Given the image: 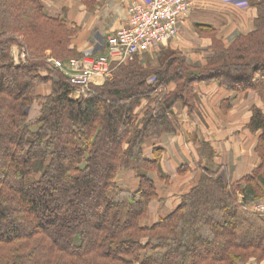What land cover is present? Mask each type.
<instances>
[{"label":"trees","instance_id":"1","mask_svg":"<svg viewBox=\"0 0 264 264\" xmlns=\"http://www.w3.org/2000/svg\"><path fill=\"white\" fill-rule=\"evenodd\" d=\"M250 3L254 28L228 47L218 44L201 69L167 50L158 66L138 59L120 65L112 79L75 98L45 54L80 57L70 56L78 53L70 48L77 27L51 16L43 0H0V264L264 261V217L249 209L264 196L259 110L252 127L263 130L261 162L251 174L227 182L205 168L173 211L143 223L157 198L150 172L167 177L155 140L177 131L176 104L192 110L202 82L245 91L264 81V0ZM15 46L26 54L19 63ZM124 170L137 174L134 188L119 183Z\"/></svg>","mask_w":264,"mask_h":264},{"label":"crops","instance_id":"2","mask_svg":"<svg viewBox=\"0 0 264 264\" xmlns=\"http://www.w3.org/2000/svg\"><path fill=\"white\" fill-rule=\"evenodd\" d=\"M134 1L43 0L51 16L63 18L69 26L77 27L70 48L80 53L88 48L102 53L107 36L125 24L128 6ZM255 16L254 9L241 10L215 1L198 2L180 24L178 38L163 45L161 50H182L187 58L192 57L204 41L192 32L195 25L245 33L253 29ZM208 45L201 50L204 54L201 58L210 55ZM259 84L238 91L216 82H202L196 85L198 99L193 112L189 114L180 106L174 107L179 123L177 131L155 140V144L163 148L160 166L167 177H160L157 171L151 173L158 196L150 203L144 224H152L173 211L181 197L200 180L205 168L215 165L221 168L219 174L224 179L236 182L259 166L261 158L257 147L263 130L252 127L254 110L264 116V81ZM40 93H48L47 86L42 87ZM145 155L153 156L152 146L146 149ZM136 180L131 187L138 184ZM252 264H256L255 261Z\"/></svg>","mask_w":264,"mask_h":264},{"label":"built area","instance_id":"3","mask_svg":"<svg viewBox=\"0 0 264 264\" xmlns=\"http://www.w3.org/2000/svg\"><path fill=\"white\" fill-rule=\"evenodd\" d=\"M202 1L242 4L237 0H136L128 6L125 24L107 36L102 53L90 49L66 61L48 56L47 63L68 78L73 86V97L87 96L85 92L90 85L98 86L112 79L118 66L149 54L176 37L182 21ZM242 7L244 4L239 8ZM25 56V53L15 55L16 63ZM155 81V77L148 79L151 84ZM251 210L264 215L263 207L252 206Z\"/></svg>","mask_w":264,"mask_h":264},{"label":"rangeland","instance_id":"4","mask_svg":"<svg viewBox=\"0 0 264 264\" xmlns=\"http://www.w3.org/2000/svg\"><path fill=\"white\" fill-rule=\"evenodd\" d=\"M83 1V0H82ZM85 1V0H84ZM237 1H240L242 4L240 5V6H243V4H244V7H242V8H239L240 6H235V5H232L233 7H235V8H239V9H241V10H250V9H253L252 7H251V3H250V0H237ZM226 20V19H225ZM66 23H68V22H66ZM68 25V24H67ZM254 26V25H253ZM254 28V27H253ZM75 31H74V35L78 32V30H77V28H75L74 29ZM233 30V29H232ZM193 33L195 32V34L197 35V37L200 39V40H204V41H201L200 42V45H199V47H197L196 48V55H199L197 58L194 56L195 54H193V56L192 57H189V58H187L186 57V55L183 53V51L182 50H176V56H179V57H181V58H183L184 59V61H186V63L188 64V65H192V66H197L198 67V69H201V67H204V66H206L208 63H209V59H210V57L211 56H214L215 55V48H216V46L218 45V44H222L223 46H229L230 44H232L237 38H238V36H240V35H242V34H246V33H248V32H245L244 33V31L243 32H240L239 30L238 31H236V32H231V31H228V30H224L223 31V28L222 29H214V28H202V27H198L197 25H195L194 26V28H193V31H192ZM250 32V31H249ZM73 35V36H74ZM178 36H179V32H178V34H177V36L176 37H174L173 39H171V40H169L167 43H169V42H171V41H173V40H175L176 38H178ZM167 43H165V44H162L160 47H158V48H156L155 50L153 49L151 52H149V54H143L142 56H139V57H137L136 59H138V60H142L141 62H143L145 65L146 64H149L150 66H158V64H159V58L160 57H162L163 55H164V53L165 52H167V50H169V49H164V50H161V48L163 47V45H166ZM209 43V45H208V49L210 50V55H208V57H200V56H204V54L202 53V51H203V48H204V46H206L207 44ZM198 48H201V49H198ZM90 49H92V48H88V49H85L83 52H78V53H73L72 55H70V56H75V55H82V54H84L86 51H88V50H90ZM19 50V48L18 47H14L13 48V53H14V55H18V56H21V54H23L24 52H19L18 51ZM92 50H94V49H92ZM202 50V51H201ZM47 52H46V54L45 55H49V56H53V58H55L54 57V54H52V51H50V50H46ZM206 51H207V49H206ZM51 52V53H50ZM80 53V54H79ZM57 57H59V56H57ZM72 58H74V57H72ZM56 59H58V58H56ZM135 59V60H136ZM60 60V59H59ZM133 62V61H132ZM152 77H155L154 75L152 76ZM106 82V81H105ZM104 82V83H105ZM156 82V81H155ZM94 87H95V85H90L87 89H86V92H85V94L86 95H88V93H90V91H92V90H94ZM176 88V84L175 85H170V91H172V89L174 90ZM156 95H154V96H156V97H159V95H160V92L158 91V92H156L155 93ZM197 99H198V95H197V97H196V102H197ZM195 102V103H196ZM146 103H147V105H145L146 107L144 108V113H145V110H146V108H147V106H148V100H146ZM176 106H180L181 107V110L183 111V110H186L187 112H189V114L191 113V112H193V110H195V108H196V106L191 110V109H189V107L187 108L186 106H184L182 103H178V104H176ZM184 112V111H183ZM39 115V106L37 105V104H35V105H33L31 108H30V110H29V116H30V119L32 120V121H34L35 119H36V117ZM140 116H142V115H140ZM211 170H213V171H215L216 172V174H219V173H221L220 172V169L221 168H217L215 165H213V166H210L209 167ZM257 168V167H256ZM151 173H154V171H151L150 172V174ZM202 174H203V171H202ZM220 175V174H219ZM128 176H131V177H128ZM136 176H137V174L136 173H134V172H132L131 170H127V171H122V173L120 174V176L118 177V180H119V183L120 184H122L123 186H125V187H130V188H134V187H131V185H135L134 183H135V180H136ZM227 182H231L230 180H228L227 178L225 179ZM137 181V180H136ZM199 182V181H198ZM197 182V183H198ZM158 196V195H157ZM242 198V197H241ZM241 198H240V200H241ZM153 200H155V199H153ZM258 207V206H260V207H263L264 208V196L262 197V198H259L258 200H256V201H253L252 203H250V205H249V209H250V211L252 212V213H254L252 210H251V207ZM254 214H256V213H254ZM257 215H260V214H257ZM147 216H148V214H147ZM146 216V217H147ZM260 216H262V217H264V215H260ZM145 220V219H144ZM253 261H255V263L256 264H264V261H260V260H258V259H256V258H253V257H251V258H249L248 260H246V261H244L243 263H241V264H252V262Z\"/></svg>","mask_w":264,"mask_h":264}]
</instances>
